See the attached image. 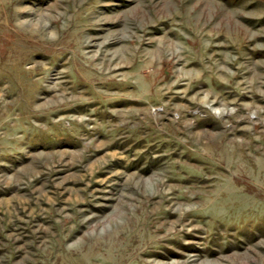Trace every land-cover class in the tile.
<instances>
[{
    "label": "rangeland",
    "instance_id": "1",
    "mask_svg": "<svg viewBox=\"0 0 264 264\" xmlns=\"http://www.w3.org/2000/svg\"><path fill=\"white\" fill-rule=\"evenodd\" d=\"M0 264H264V0H0Z\"/></svg>",
    "mask_w": 264,
    "mask_h": 264
}]
</instances>
